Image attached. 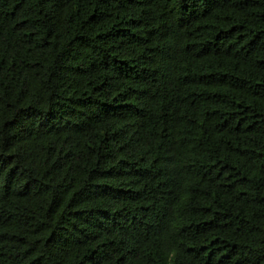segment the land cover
<instances>
[{"label":"trees","instance_id":"obj_1","mask_svg":"<svg viewBox=\"0 0 264 264\" xmlns=\"http://www.w3.org/2000/svg\"><path fill=\"white\" fill-rule=\"evenodd\" d=\"M0 264H264V0H0Z\"/></svg>","mask_w":264,"mask_h":264}]
</instances>
